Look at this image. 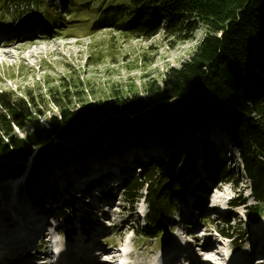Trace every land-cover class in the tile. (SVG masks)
I'll return each mask as SVG.
<instances>
[{
    "label": "rangeland",
    "instance_id": "374dc122",
    "mask_svg": "<svg viewBox=\"0 0 264 264\" xmlns=\"http://www.w3.org/2000/svg\"><path fill=\"white\" fill-rule=\"evenodd\" d=\"M69 1L50 0L47 2L49 6L42 4L38 12L33 11L35 13L24 19H0V41L8 44L6 47L1 44L0 47V92L23 99L31 113L23 129L13 127L19 138L27 137L35 129L48 127L51 120L59 118L65 109L82 111L100 103L109 110L115 100L147 99L149 94L155 93L156 87L163 88L170 69H178L191 59L207 35L201 23L191 37L183 41H175L162 30L150 39L133 38L110 27L96 30L94 23L100 17L98 12L102 6L128 0H91L87 7L83 5L88 0H73L77 5L71 10L73 14L66 8ZM39 38L37 44H31ZM7 50H11L10 54L1 53ZM258 73L264 77L262 72ZM104 115L111 116L110 113ZM144 132L140 135L131 130L132 137L124 144L120 143L122 139L119 142L113 140L115 136L108 137L112 139L106 143L101 140V152L94 146L99 139L95 140L75 158L67 159L60 167H53L52 173L38 172L42 181L34 185V190L40 193L41 189L54 186L57 191H49L44 199H39L41 207L34 203L33 194L27 188L35 154L39 150L34 148V153L24 163L23 178L0 180V240L6 239L9 244L13 241L12 235L31 232V228L38 223L42 234H47L49 229L57 230V243L65 249L61 255L68 257L71 253L74 257L75 252L72 251L75 248L68 243L70 235L66 233L80 225V217L85 215L83 211H89L81 205V190L103 176L104 183L101 184L109 186L104 193L107 201L103 202L107 208L105 220H110V223L104 222V226L108 227L109 233L100 240L103 244L95 256L101 257L99 260L94 258V264H148L153 261L160 264L164 251L171 246L170 240L177 243L178 236L183 246L195 250L196 254H200L206 244L213 245L216 251L211 258L213 261L219 258L217 264H254L255 261L264 264V209L261 214L251 216L253 211L250 208L256 202L251 197L249 181L240 174L237 152L228 144V130L209 125L191 132L201 157L194 162L192 173L185 176V181H188L184 188L185 198L175 208L179 212L171 219L162 218L157 227L152 228L154 230L145 223L148 213L145 199L128 203L124 200L123 184L129 177L142 176L141 171L148 168L153 159L167 161L183 147L186 154L191 151L185 146V131L180 134V139H175V144L170 143L172 137L167 139L154 135L153 130ZM205 144H209L205 148L209 147L206 149L210 153L220 149L227 153L226 157L232 158L230 170L234 174L238 172V177L231 184H219L206 208L196 210L194 206L198 200L195 188L208 176L211 167L202 158L206 150L202 145ZM38 176L35 178L39 179ZM104 176L109 180L105 181ZM14 184L18 187H12ZM101 189L102 185L87 192L86 196L101 193ZM144 193L141 192L142 197ZM232 201H244L245 204L233 206ZM65 203L73 205V209L67 211L74 215L70 225L62 218L53 217L54 210ZM249 217L256 221L249 220ZM225 221H229L232 227V238L223 237L218 232L219 229H227ZM137 227L146 233L152 230L149 232L157 238L150 239L148 235L139 234ZM20 229L25 230L20 233ZM39 236L36 239H41ZM41 246L33 244L31 261L48 264L38 260L42 254L49 252L50 244ZM108 249L114 250L109 256L104 254ZM3 263L0 261V264ZM67 264H72V261Z\"/></svg>",
    "mask_w": 264,
    "mask_h": 264
},
{
    "label": "trees",
    "instance_id": "16d2710c",
    "mask_svg": "<svg viewBox=\"0 0 264 264\" xmlns=\"http://www.w3.org/2000/svg\"><path fill=\"white\" fill-rule=\"evenodd\" d=\"M47 2L50 0H0V19H24L35 13L33 11L38 12L42 4L49 6ZM90 2L88 0L83 6L87 7ZM112 3L102 6L98 12L100 17L94 23L96 30L110 27L142 39H150L162 30L175 41H183L189 39L201 23L207 35L190 60L168 71L163 88L156 87L155 93L149 94L147 99L115 100L109 110L111 116L104 115L108 108L100 103L82 111L65 109L48 127L35 129L27 137L19 138L13 127H25L24 122L31 117L28 103L0 92V180L21 176L24 163L34 153V148H39L27 188L33 194L34 203L41 207L39 199H44L49 191H57L54 186L41 189L40 193L34 190V185L42 181L38 172L52 173L53 167L75 158L95 140L99 139L94 146L101 152V140L106 143L115 136L113 140L122 139L120 143L124 144L132 137L131 130L140 135L153 130L154 135L172 137L170 143L174 144L185 131V146L192 154H186L183 147L167 161L153 159L148 168L142 170V176L129 177L124 185V200L128 203L136 202L145 191L146 218L152 229L162 218L174 215L178 202L185 198L184 188L188 184L185 176L192 173L194 162L202 154L191 132L216 125L228 130V144L237 152L240 174L249 181L251 197L256 202L250 208L251 216L261 214L264 209V77L258 72L264 74V0ZM76 6L75 1L70 0L66 8L73 14L71 10ZM102 117L106 118L101 122ZM81 134L83 136L75 142ZM205 146L209 144L202 148ZM202 158L211 167L208 176L195 188L196 209L206 208L219 184H231L238 177V172L234 174L230 170L231 160L221 149L215 153L206 149ZM232 204L239 206L245 202L232 201ZM70 209L73 205L65 203L55 209L54 214L70 225L74 216L67 212ZM252 217L249 220L254 221ZM97 218L96 212L90 213L82 223L90 226ZM225 222L227 229L218 232L232 238V227L229 221ZM149 231L139 230V234L157 237Z\"/></svg>",
    "mask_w": 264,
    "mask_h": 264
},
{
    "label": "bare ground",
    "instance_id": "6f19581e",
    "mask_svg": "<svg viewBox=\"0 0 264 264\" xmlns=\"http://www.w3.org/2000/svg\"><path fill=\"white\" fill-rule=\"evenodd\" d=\"M41 38L37 39V40H33L31 42V44H37L38 41H40ZM3 40V39H1ZM4 45V43H1L0 41V47ZM8 46V44L4 45V47ZM11 50H7V51H2L1 53H6L7 55L10 54ZM94 185H91V187ZM106 186V185H103ZM12 187H18V185L16 186L15 184L12 185ZM23 189V187H22ZM173 218V216H171L169 219ZM37 225H39L37 223ZM33 226L31 228V232L28 231H24L25 229H27V227L25 229H20L18 232H22L24 231L25 233L22 235H18V234H14L12 235L13 241L11 243L8 244V242L6 241V239H1L0 240V256H2L0 258V261H4L7 260L10 256H14V254H16V252L20 253L24 250V246L27 249L26 252H22L25 254H29V249L33 248V244L34 241L37 237V235H42V232L39 231V226ZM30 232V233H29ZM50 236L48 239L47 244H50L51 242V246L49 248V252H46L44 254H42L43 256L39 258L38 262H48V264H67L69 261H72V264H77V263H85V264H94L93 259V253L92 251L97 250L100 248L101 246V242L100 239L95 240L92 239L89 243L84 244L80 253L78 249H74L72 252H75L74 257H71V253L68 255V257L66 256V254L61 255L63 250V248H61L59 245V243H57V235L56 232L57 230H53L50 231ZM97 234V233H96ZM29 237H31L29 239ZM98 238V237H95ZM178 243L180 245H175V246H170L168 247L164 253H163V257H162V261H160V264H177V261H179L180 258L188 261L189 263H195V264H217L216 260L218 259H213L211 258V254L215 253L216 248L211 245V244H206V246H203L202 250L200 251V254H196L195 251L193 250H187L184 249L183 244H182V239L178 236L177 240ZM17 242H22L24 244H18ZM54 246L53 251L52 247ZM19 247V248H17ZM68 248V247H67ZM66 248V249H67ZM212 249V250H210ZM214 249V250H213ZM112 252H114L113 249H108L104 252L105 255L109 256ZM99 253V252H98ZM179 253V254H177ZM78 254V256L76 255ZM77 256V257H76ZM59 257V258H58ZM101 256H97V258L99 259ZM107 258V257H106ZM110 258V257H109ZM12 259V258H11ZM212 260V261H211ZM257 262H255L254 264H256ZM23 264H38V263H34L33 261H30L28 263H23ZM45 264V263H43ZM105 264V263H104ZM109 264H113V262H110ZM148 264H158L157 262L153 261L152 263H148ZM253 264V263H252Z\"/></svg>",
    "mask_w": 264,
    "mask_h": 264
},
{
    "label": "water",
    "instance_id": "95a60500",
    "mask_svg": "<svg viewBox=\"0 0 264 264\" xmlns=\"http://www.w3.org/2000/svg\"><path fill=\"white\" fill-rule=\"evenodd\" d=\"M107 108H108V107H107ZM107 108H106V109H107ZM109 110H111V108H110ZM109 110L107 109L106 113H111ZM126 112H127V111H126ZM126 112L124 111V113H126ZM82 136H83V134H81V135L79 136V138H77V139L75 140V142H76L78 139H80ZM75 142H74V143H75ZM74 143H73V144H74ZM22 176H23V174H22L21 176H18V177L10 178V180H14V181H16V180L20 179Z\"/></svg>",
    "mask_w": 264,
    "mask_h": 264
}]
</instances>
